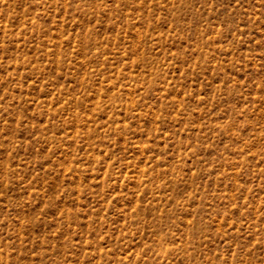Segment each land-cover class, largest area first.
<instances>
[{
  "label": "rangeland",
  "instance_id": "374dc122",
  "mask_svg": "<svg viewBox=\"0 0 264 264\" xmlns=\"http://www.w3.org/2000/svg\"><path fill=\"white\" fill-rule=\"evenodd\" d=\"M0 264H264V0H0Z\"/></svg>",
  "mask_w": 264,
  "mask_h": 264
}]
</instances>
